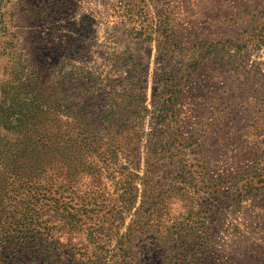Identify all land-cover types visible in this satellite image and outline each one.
I'll return each mask as SVG.
<instances>
[{"label": "trees", "instance_id": "16d2710c", "mask_svg": "<svg viewBox=\"0 0 264 264\" xmlns=\"http://www.w3.org/2000/svg\"><path fill=\"white\" fill-rule=\"evenodd\" d=\"M260 19L261 30L252 40L258 49L264 48V15ZM165 28L153 19L141 29L125 30L134 41L157 42L158 51L169 60L155 78L158 89L149 104L134 82L128 95L113 91L102 111L89 102L78 108L73 87L81 74L74 66L70 71L62 67L58 76L49 68L44 76H16L2 85L0 264H143L133 257L131 242L156 237L162 240L158 250L163 264H188L183 253L187 244L203 246L202 233L211 220V205L204 199L196 204L195 227L183 224L174 230L162 222V212L149 220L141 215L148 190L153 207L162 206L161 197L152 193L161 165L165 160L172 163L175 156L179 170L173 176L181 183L210 185V190L226 185L205 170L207 131L202 127L196 134L175 126L181 87H194L206 69L203 54L180 63L182 45L173 30ZM168 33L171 41L164 39ZM117 54L132 59L128 49ZM172 62L180 63L178 83ZM82 79L83 91L89 92L108 88L112 81L105 69ZM185 150L191 162L179 153ZM236 182L239 191L256 193L264 189V170H248ZM221 200L223 205L228 201Z\"/></svg>", "mask_w": 264, "mask_h": 264}, {"label": "rangeland", "instance_id": "374dc122", "mask_svg": "<svg viewBox=\"0 0 264 264\" xmlns=\"http://www.w3.org/2000/svg\"><path fill=\"white\" fill-rule=\"evenodd\" d=\"M262 15L264 0H0V100L2 85L16 76L41 77L49 68L58 76L62 67L70 71L74 66L81 74L73 87L78 108L89 102L102 111L113 91L128 95L134 82L149 104L158 89L155 78L169 60L157 42L134 41L125 30L141 29L153 19L164 24L182 45L178 61L203 54L206 69L197 86L181 87L175 126L196 134L202 127L207 131L205 170L226 185L210 190V185L181 183L173 176L179 170L177 154L172 163L161 165L152 193L161 197L162 206L153 207L148 190L141 215L149 220L162 212L169 228L195 227L196 204L204 199L211 205V220L202 233L203 246L190 242L183 249L188 264H264V189L248 195L236 182L248 170H264V48L252 41L261 30ZM164 39L171 41L170 33ZM127 49L131 61L117 54ZM180 63L170 66L176 83L182 77ZM100 69L110 71L109 87L83 91L82 76L98 75ZM168 123L174 127L172 120ZM179 153L193 159L188 150ZM222 197L228 199L224 205ZM161 241H132L133 257L143 264H163Z\"/></svg>", "mask_w": 264, "mask_h": 264}]
</instances>
